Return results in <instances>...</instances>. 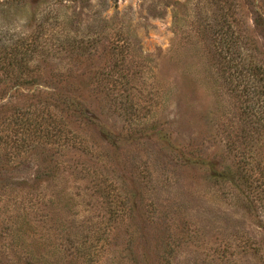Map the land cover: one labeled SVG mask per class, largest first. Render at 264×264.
Segmentation results:
<instances>
[{
  "label": "rangeland",
  "instance_id": "obj_1",
  "mask_svg": "<svg viewBox=\"0 0 264 264\" xmlns=\"http://www.w3.org/2000/svg\"><path fill=\"white\" fill-rule=\"evenodd\" d=\"M231 3L30 0L0 6V47H36L15 73L0 67V91L8 90L4 97L0 92V130L18 128L10 124L20 120L16 109L55 104L62 89L83 98L99 120L84 126L66 119L80 137L53 146L59 170L51 179L38 175L27 143L2 140L0 264H264V229L236 190L228 182L212 184L204 168L186 167L178 156L185 146L227 165L258 162L241 145V128L257 136L251 132L264 121L257 109L252 118L241 115L250 112V102L233 95L229 83L241 81L238 51L220 42L229 35ZM238 3L241 38L246 20L259 48L252 56L245 52L243 62L264 67V26L252 22L258 1ZM220 17L226 22L218 24ZM30 73L46 82L13 86L11 76ZM103 129L117 135L114 145ZM234 141L236 151L229 150ZM73 142L77 149L68 148Z\"/></svg>",
  "mask_w": 264,
  "mask_h": 264
},
{
  "label": "trees",
  "instance_id": "obj_2",
  "mask_svg": "<svg viewBox=\"0 0 264 264\" xmlns=\"http://www.w3.org/2000/svg\"><path fill=\"white\" fill-rule=\"evenodd\" d=\"M30 0H2L0 2V6H12V5H20ZM240 0H233L231 5L235 8V6H239L238 3ZM258 1L257 9L254 12L253 23L257 26H264V0H256ZM231 6V7H232ZM232 7V12L229 14L227 18L229 22V35L227 40L220 41L222 45L227 48L228 52L234 53V51H238L239 61L236 64L237 77L241 80L237 83L230 80V84H234V88L232 89L233 95L236 96H246L248 101L250 102L249 109L250 112L246 110L241 113V115L246 114L247 117L252 118L256 116V113H253L255 109L260 111L261 118L260 120L264 121V67L260 62H243L244 54H248L252 56V54H256L259 51L254 39H252L249 35V25L248 21H243V25H245L244 35L245 37L241 38V34L238 30V25L241 22V19L237 21L236 19V11ZM226 22L224 17H220L217 21L218 24ZM238 22V24H237ZM9 31V30H7ZM69 38V37H68ZM67 43V42H66ZM16 43H5L3 47H0V67L1 68H12L11 73H15V68H22L23 61L21 58H25L28 54L34 52L36 47H17ZM18 48V49H17ZM83 52V51H82ZM246 52V53H245ZM84 53V52H83ZM34 56V53L32 54ZM221 58V57H220ZM221 63L224 68H227L226 65V57L221 58ZM26 66V65H25ZM27 67V66H26ZM225 70V69H224ZM25 74V73H21ZM11 81L16 82L13 86L21 87V86H34L41 85L45 78L41 75L35 74H26L25 76H11ZM1 83L3 79L1 78ZM241 86H243L242 89ZM27 88V87H26ZM25 89V88H24ZM7 89L1 90V97H4V92L6 93ZM65 92L64 89L60 90V95L58 96V100L54 99L55 104H47L41 103L39 107L30 105L29 107L32 109H16L15 113H17L20 120H15L18 123H14L13 121L10 124H14L13 131L6 132L4 130H0V145L2 140L10 139L13 136L17 137L24 143L29 144L31 140H34V144H25L26 151L31 152L37 158L38 168L37 173L40 176H44L45 178H54L56 171L59 170V166L56 163L54 164L52 160H54V149L53 146H66L70 143L72 139H78L79 134H76L74 130H72L69 122L66 121L68 118H73L74 120L81 121L84 126L89 125H97L95 115L93 112L83 105V98L77 97L74 94L68 95L62 94ZM52 105V108H51ZM20 111V112H19ZM1 119V118H0ZM12 120V119H11ZM94 120V123H93ZM98 120V119H97ZM99 121V120H98ZM256 127L253 128L252 134H257V136H249L250 130H246L244 127L241 128V133L245 134V138H242L241 145H244L245 151L248 154H252L251 159L255 160L258 157V162L256 165L251 166L249 168L250 163L244 160H238L237 163L233 164H224L222 161H216L215 159H207L206 155L202 153H190L187 151V147H183L179 149L178 156L180 160L183 162L184 166L191 167H199L204 168L206 173V179L209 180L214 185H224L226 182L232 186L237 192L234 196H237L242 201L244 209L251 214L258 226L264 229V122H260ZM240 131V130H239ZM233 132H229L228 139L231 141L233 138ZM5 134V135H3ZM105 140L112 145H114V140L117 138L112 131H105L104 129L100 133ZM168 137V135H167ZM166 137V139H167ZM227 141V142H230ZM77 142V141H76ZM168 142H170L168 140ZM237 142L228 143V148L230 150L231 145L234 146L233 151H236L235 145ZM171 145V143H169ZM69 149H77V143H72ZM71 151V150H70ZM0 152H6L5 147H0ZM92 150L90 147L85 149V154H91ZM84 153V151H83ZM243 152L240 153L242 156ZM21 154L20 156H23ZM97 157H99L96 154ZM249 169H248V168ZM258 174V176L254 174ZM99 186V183L95 184ZM9 256V255H8ZM13 256V255H12ZM10 256V257H12ZM13 261V260H12ZM31 264V263H27Z\"/></svg>",
  "mask_w": 264,
  "mask_h": 264
}]
</instances>
